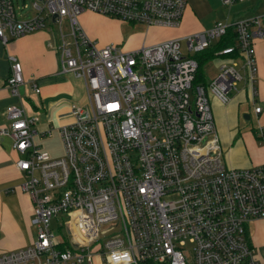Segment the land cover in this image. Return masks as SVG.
Instances as JSON below:
<instances>
[{
    "label": "built area",
    "instance_id": "1",
    "mask_svg": "<svg viewBox=\"0 0 264 264\" xmlns=\"http://www.w3.org/2000/svg\"><path fill=\"white\" fill-rule=\"evenodd\" d=\"M186 6L187 0H32V15L22 17L15 0H0L4 43L60 26V73L81 79L86 99L71 104V119L60 127L62 157L34 141L38 115L15 104L6 108L9 123L0 135L10 136L20 155L26 179L19 188L33 200L37 236L31 245L0 253V264H260L247 224L264 217V164H225L210 95L227 103L244 81L255 100V39H264V14L220 20L133 50L101 45L80 22L90 10L178 27ZM230 34L235 42L218 52L225 57L218 76L196 82L197 55ZM25 83L23 64L12 57V94L22 96ZM31 87L41 92L38 84ZM54 218L61 235L52 228ZM108 224L120 231L100 242Z\"/></svg>",
    "mask_w": 264,
    "mask_h": 264
},
{
    "label": "crops",
    "instance_id": "2",
    "mask_svg": "<svg viewBox=\"0 0 264 264\" xmlns=\"http://www.w3.org/2000/svg\"><path fill=\"white\" fill-rule=\"evenodd\" d=\"M262 14L264 0H237L232 4H224L221 0H187L183 21L178 27L132 23L90 10L81 14L80 22L88 36L101 45L117 43L125 50H133L202 32L220 20L234 21ZM221 41L216 39L211 47L197 55L202 64L214 61L220 65L225 61V57L216 53ZM228 42L234 43V37L228 38ZM53 43L47 30L10 38L7 43L0 39V128L9 123L6 108L12 104L22 106L28 115L40 117L34 126L36 144L53 156L62 157L65 148L60 127L70 121V106L80 87L84 88V82L73 74L60 73L59 54ZM255 45L258 75L255 100L244 81L231 92L229 102L211 98L224 161L231 168L264 164V137L261 135L264 128V39L257 37ZM12 57L23 64L26 83L22 96L12 94L7 85ZM200 78L204 80L202 74ZM33 83L40 86V93L32 90ZM28 91L31 95L25 98ZM256 105L262 106L261 113L255 111ZM50 130L51 133H47ZM19 157L12 138L0 135V253L31 245L37 236L32 221L33 200L19 188L26 179L17 166ZM12 188L15 189L12 191ZM247 233L260 264H264V217L251 220Z\"/></svg>",
    "mask_w": 264,
    "mask_h": 264
},
{
    "label": "rangeland",
    "instance_id": "3",
    "mask_svg": "<svg viewBox=\"0 0 264 264\" xmlns=\"http://www.w3.org/2000/svg\"><path fill=\"white\" fill-rule=\"evenodd\" d=\"M31 2H32V0H15L16 9L19 12L20 16H22V17L29 16L30 17L32 15L33 12H32V8L30 7L31 6ZM25 3H29V5L27 7H23ZM19 6L23 7V9L19 8ZM59 29H60V26L58 24H51V25L49 24L47 26V28H46L48 33L52 36V39L54 41L53 44H54V49L55 50H56L55 45L57 44V40H58V36H59V33H58ZM219 73H220L219 64H216L214 61H211L209 63H203L202 64V68H201V74H202V77H203L204 80H200V82L201 83H205V82L209 83L214 78H216ZM206 80H208V81H206ZM28 93H29V91H28ZM28 93H26L25 98H27L28 95H31L30 93L29 94ZM212 97H215V96H213L211 94L210 95V99ZM85 100H86L85 99V89L83 87H80V89L76 93V99L72 103H76V102L84 103ZM29 116H33V115H29ZM38 137L39 136H37V138ZM63 218H64V216L62 214H60L59 217H58L59 223L63 224V221H64ZM52 228L54 229V231H55V233L57 235H61L62 234V229H61L60 225L57 222V218H54L52 220ZM109 228H110L109 224L105 225L102 228V230L100 232V237H101L100 242H104L107 238H110L115 233H118L120 231V227H115V228H112V229H109Z\"/></svg>",
    "mask_w": 264,
    "mask_h": 264
},
{
    "label": "trees",
    "instance_id": "4",
    "mask_svg": "<svg viewBox=\"0 0 264 264\" xmlns=\"http://www.w3.org/2000/svg\"><path fill=\"white\" fill-rule=\"evenodd\" d=\"M229 36L231 37L232 35L230 34ZM230 37H228V38H230ZM228 38H227V37H224L223 39H221V40H222V41H221V46H220V48H218V51L216 52L217 55H218V52L222 49L223 46L229 44V42H228ZM206 50H207V49H206ZM202 62H203V61H202ZM202 62L199 60V64H200V66H199V70H198V74H197V79H196V82H198V83H201V82H200V80H201L200 75H201V65H202Z\"/></svg>",
    "mask_w": 264,
    "mask_h": 264
},
{
    "label": "water",
    "instance_id": "5",
    "mask_svg": "<svg viewBox=\"0 0 264 264\" xmlns=\"http://www.w3.org/2000/svg\"><path fill=\"white\" fill-rule=\"evenodd\" d=\"M25 90V85L21 86V92L23 93Z\"/></svg>",
    "mask_w": 264,
    "mask_h": 264
}]
</instances>
